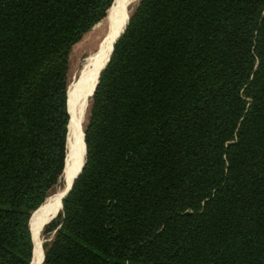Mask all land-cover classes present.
<instances>
[{
    "label": "trees",
    "instance_id": "trees-1",
    "mask_svg": "<svg viewBox=\"0 0 264 264\" xmlns=\"http://www.w3.org/2000/svg\"><path fill=\"white\" fill-rule=\"evenodd\" d=\"M113 2L0 0V264H30L69 49ZM85 139L42 264H264V0H140Z\"/></svg>",
    "mask_w": 264,
    "mask_h": 264
},
{
    "label": "bare ground",
    "instance_id": "bare-ground-1",
    "mask_svg": "<svg viewBox=\"0 0 264 264\" xmlns=\"http://www.w3.org/2000/svg\"><path fill=\"white\" fill-rule=\"evenodd\" d=\"M128 0H116L111 9L109 26L105 32L106 35L103 38L104 41L98 48L91 50L86 55L82 67L78 73L76 81H72L68 86L69 94V112H71V120L69 124V140H68V162L65 166V173L68 176V181H71L73 176L79 170L81 164L84 161L86 153V142L84 141V119L80 122V116L83 111L86 112L87 107L92 99V93L97 82L98 72L103 63L107 60L115 36L122 30L126 21L125 4ZM108 17V16H107ZM104 33V34H105ZM102 40V39H100ZM90 64V65H89ZM89 65V66H88ZM68 185L58 187L55 191L49 193V196L40 205L38 209L33 211V215L30 218V228L36 232L35 238V260L32 264H37L43 257V245L42 236L38 237V230L43 223L51 218L58 209H61V197L65 193ZM34 217V218H33ZM33 221V222H32Z\"/></svg>",
    "mask_w": 264,
    "mask_h": 264
},
{
    "label": "rangeland",
    "instance_id": "rangeland-1",
    "mask_svg": "<svg viewBox=\"0 0 264 264\" xmlns=\"http://www.w3.org/2000/svg\"><path fill=\"white\" fill-rule=\"evenodd\" d=\"M114 2H115V0H114ZM114 2L111 5V7L109 8V10L107 9V11H108L107 15L105 14L104 16L100 17L91 26H89L87 29L83 30L81 35L71 44V47L69 49L68 85L71 81L73 83L76 81V78L78 77V73L82 67V64H83V61H84L86 55H88L91 52V50L93 51L96 48H98L100 46V44H102V42L104 41L103 38L106 35L105 32H107L106 30L108 29V26L110 23L109 19H110V15H112L111 9L114 5ZM139 2H140V0H134L131 3L130 15L136 9ZM107 34H108V32H107ZM100 39H102V40H100ZM91 98L92 99L90 100V104L87 107L86 112L83 111L82 115L80 116V120H81L80 122H82L84 119V121H83L84 127H85L84 129H86V126L89 123L90 112H91L92 101H93V94H92ZM68 104H69V94H68ZM69 110H70V108H69ZM70 115H71V112H70ZM81 117H83V119ZM70 120H71V118H70ZM69 124H70V122H69ZM68 140H69V136H68ZM68 151H69V149H68ZM63 173H64V171L59 176L57 182H55L52 186H50L46 190L45 195L48 194L47 197L49 196V193L55 191L58 187H61L63 185V183H64ZM47 197H46V199H47ZM32 215H33V213H32ZM61 221H62V218L59 215H56L51 221H49L48 223L45 224V226L42 230L44 248H47L53 242V240L57 234V231L62 224Z\"/></svg>",
    "mask_w": 264,
    "mask_h": 264
},
{
    "label": "water",
    "instance_id": "water-1",
    "mask_svg": "<svg viewBox=\"0 0 264 264\" xmlns=\"http://www.w3.org/2000/svg\"><path fill=\"white\" fill-rule=\"evenodd\" d=\"M134 0H128L127 2H126V4H125V14H126V21H125V25H124V27L122 28V30L115 36V38H114V41H113V44H112V47H111V50H110V53H109V56H108V58H107V60L103 63V65L100 67V69H99V72H98V78H97V82H96V85H95V87H94V90H93V93L92 94H94V91H95V89H96V87H97V84H98V82H99V78H100V75H101V73H102V71H103V69L106 67V65H107V63H108V61L110 60V58H111V55H112V53H113V50H114V44H115V42H116V40L121 36V34L124 32V30H125V28H126V26H127V24H128V22H129V18H130V5H131V3L133 2ZM68 109H69V105H68ZM84 139H85V129H84ZM85 142H86V139H85ZM86 156H87V143H86V153H85V158H84V161H83V163L81 164V166H80V168H79V170L77 171V173L73 176V178L71 179V181H68L69 179H68V176H67V174L65 173V168H64V173H63V177H64V183H63V185L61 186V188L64 186V184H65V186L66 185H68V188H66V190H65V193L62 195V199H61V209H62V207H63V199H64V197L69 193V191L72 189V187H73V184H74V181H75V178L79 175V173L81 172V170H82V168H83V166H84V164H85V162H86ZM61 209H58L57 210V213H55L51 218H49L47 221H45V223H43V225L41 226V228L37 231L38 232V237L41 235L42 236V230H43V228H44V226H45V224L46 223H48L49 221H51L56 215H58V213H59V211L61 210ZM31 232H32V237H33V241H34V249H35V238H36V232L31 228ZM42 240H43V238H42ZM43 242V241H42ZM42 245H43V250H44V252H43V257H42V259H41V261H39L38 262V260H37V264H42L43 263V261H44V258H45V248H44V244L42 243ZM33 249V256H32V259H31V261H30V264H32L33 263V261L35 260V250Z\"/></svg>",
    "mask_w": 264,
    "mask_h": 264
}]
</instances>
